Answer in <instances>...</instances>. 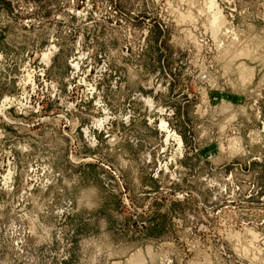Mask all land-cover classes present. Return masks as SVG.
<instances>
[{
  "label": "rangeland",
  "instance_id": "1",
  "mask_svg": "<svg viewBox=\"0 0 264 264\" xmlns=\"http://www.w3.org/2000/svg\"><path fill=\"white\" fill-rule=\"evenodd\" d=\"M214 1L216 34L208 0H0V264H264V0Z\"/></svg>",
  "mask_w": 264,
  "mask_h": 264
},
{
  "label": "bare ground",
  "instance_id": "2",
  "mask_svg": "<svg viewBox=\"0 0 264 264\" xmlns=\"http://www.w3.org/2000/svg\"><path fill=\"white\" fill-rule=\"evenodd\" d=\"M208 2H209V5H208V8L209 9H214L213 11V13H214V15H212L211 17V20H210V30H211V32L213 33V34H216L217 33V31H218V29H219V23L222 21H218V18H219V16L220 15H218L219 14V12H220V10H217V7H216V4H215V1L214 0H208ZM207 6V5H206ZM215 9L217 10L216 12H215ZM212 13V12H211ZM212 13V14H213ZM221 14V13H220ZM189 15V14H188ZM211 15V14H210ZM186 16V15H185ZM211 33V34H212Z\"/></svg>",
  "mask_w": 264,
  "mask_h": 264
},
{
  "label": "flooded vegetation",
  "instance_id": "3",
  "mask_svg": "<svg viewBox=\"0 0 264 264\" xmlns=\"http://www.w3.org/2000/svg\"><path fill=\"white\" fill-rule=\"evenodd\" d=\"M8 99L5 100V102L7 101Z\"/></svg>",
  "mask_w": 264,
  "mask_h": 264
}]
</instances>
